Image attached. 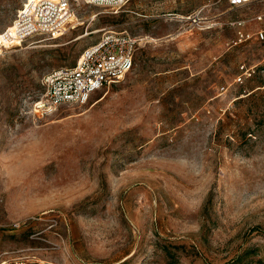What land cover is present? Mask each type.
Returning a JSON list of instances; mask_svg holds the SVG:
<instances>
[{
    "label": "rangeland",
    "instance_id": "obj_1",
    "mask_svg": "<svg viewBox=\"0 0 264 264\" xmlns=\"http://www.w3.org/2000/svg\"><path fill=\"white\" fill-rule=\"evenodd\" d=\"M25 1L0 0V31ZM261 10L264 0L81 5L65 35L3 52L0 256L261 264L264 41L239 34L257 29ZM107 30L138 37L134 68L87 103L36 114L43 77ZM243 64L256 70L237 82Z\"/></svg>",
    "mask_w": 264,
    "mask_h": 264
},
{
    "label": "built area",
    "instance_id": "obj_2",
    "mask_svg": "<svg viewBox=\"0 0 264 264\" xmlns=\"http://www.w3.org/2000/svg\"><path fill=\"white\" fill-rule=\"evenodd\" d=\"M128 0H27L18 9L10 25L0 31V55L34 36L57 39L74 29L79 21L75 11L81 5H95L117 13ZM242 6L260 0H226ZM75 18V19H73ZM258 22L252 32L239 31L240 40L253 37L264 41V10L257 12ZM244 26L245 20L235 21ZM139 39L122 30H107L98 40L87 46L73 66H61L42 79V91L33 101L36 114H43L64 104H84L105 87L120 82L135 65ZM254 66L243 64L237 82H243L255 72ZM19 226V223L16 224ZM0 264H58L30 254L18 257L0 256Z\"/></svg>",
    "mask_w": 264,
    "mask_h": 264
},
{
    "label": "trees",
    "instance_id": "obj_3",
    "mask_svg": "<svg viewBox=\"0 0 264 264\" xmlns=\"http://www.w3.org/2000/svg\"><path fill=\"white\" fill-rule=\"evenodd\" d=\"M259 261L261 262V264H264V260L263 259H260ZM238 262H239V258L238 259H235L232 262L227 263V264H238Z\"/></svg>",
    "mask_w": 264,
    "mask_h": 264
},
{
    "label": "bare ground",
    "instance_id": "obj_4",
    "mask_svg": "<svg viewBox=\"0 0 264 264\" xmlns=\"http://www.w3.org/2000/svg\"><path fill=\"white\" fill-rule=\"evenodd\" d=\"M74 19V18H73ZM98 30H95L94 32H97ZM91 32L88 30L86 33H84L82 36H86L88 34H90Z\"/></svg>",
    "mask_w": 264,
    "mask_h": 264
}]
</instances>
